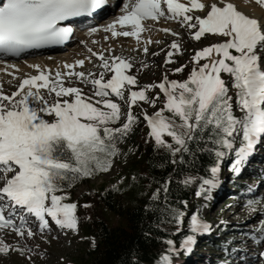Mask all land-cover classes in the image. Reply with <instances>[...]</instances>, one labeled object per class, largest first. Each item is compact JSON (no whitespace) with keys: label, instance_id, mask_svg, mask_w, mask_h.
Returning a JSON list of instances; mask_svg holds the SVG:
<instances>
[{"label":"snow or ice","instance_id":"1","mask_svg":"<svg viewBox=\"0 0 264 264\" xmlns=\"http://www.w3.org/2000/svg\"><path fill=\"white\" fill-rule=\"evenodd\" d=\"M258 2L264 5V0ZM107 3L0 0V54L20 56L27 50L63 44L74 31L73 18L90 16ZM164 17L178 21L196 41L216 38V42L194 51L190 65L170 69L183 73L190 66L182 79H170L166 69L160 81L133 88L139 81L127 71L133 68L131 57L111 54V48H89L88 57L64 62L63 71L31 64L36 74L24 75L10 94L0 86V230L15 234L13 243L0 234V253L15 251L23 255L30 251L26 241L36 236L30 218L38 224L40 233L50 231L52 223L60 229L77 230L78 205L65 202L69 193L64 189L77 180L110 171L114 158L124 154L122 145L140 122L132 105H155L161 93L163 107L151 114L140 113L154 149H162L172 165H184L186 158L195 160L199 156H207L211 163L202 175L174 168L148 197L144 210L153 214L152 226L159 228L155 221L162 224L167 220L177 225L174 233L186 232L178 246L171 238H161L167 247L158 256L159 264H173V254L190 252L199 235L212 231V223L203 217L200 207L190 209L186 198L171 199L172 184L182 190L197 185L194 195L206 206L208 193L219 183L222 161L231 157L229 170L240 173L264 139V23L238 10L231 0H122L116 18L90 27L88 33L102 28L110 33L105 40L135 37L137 48L147 55L148 44L159 41L148 38L141 46L142 33L151 31L153 25L148 21ZM161 30L177 37L166 45L165 63H171L174 53L185 50L181 33ZM93 58L98 61L93 65L98 68L96 72L83 67ZM11 67L18 70L17 65ZM11 75L15 77L16 73ZM156 88L160 91L155 97L148 94ZM232 89L235 91L230 94ZM122 103L127 106L126 112ZM165 133L170 140L164 138ZM136 178L135 174L122 176L120 182ZM111 187L116 189L117 184ZM255 203L247 201L249 211H256ZM257 235L250 230L248 238ZM226 250L229 257L243 264L246 249L227 245ZM258 256L264 258V251ZM129 259L131 264H139L138 256Z\"/></svg>","mask_w":264,"mask_h":264},{"label":"rangeland","instance_id":"2","mask_svg":"<svg viewBox=\"0 0 264 264\" xmlns=\"http://www.w3.org/2000/svg\"><path fill=\"white\" fill-rule=\"evenodd\" d=\"M117 2V5L109 7L98 19H103L105 17L108 18L110 15L112 19H114V17L116 18L122 0H117ZM233 3L237 6L238 10L244 11L246 14L254 18H258L264 23V12L257 3L248 0H235ZM150 24L153 25L150 38L152 37L151 39L153 41H159V43L148 44L149 53L147 55L144 54L140 48H137V45L133 46L129 44L128 40L125 41L124 36L110 38L108 40H99L97 38L106 34L110 37V33H106L103 29L102 34L93 36L94 40L103 50L111 48V54L123 53L125 56L132 58L131 62L133 63V68L127 71L129 74L136 75L139 81V85H134L133 88L142 87L145 84L160 81L165 75L166 69H168L166 74L170 79L184 78L187 72L191 70L190 66L186 67L183 73H172L170 69L172 67H178L180 64L190 65L191 57L196 49L201 48L208 43L216 42L214 36H209L208 39L202 38L201 41L194 40L187 34L186 29L178 21L170 20L167 17L161 18V20ZM163 28H169L172 31L181 33V42L185 49L182 53H174V59L171 63H165V57L168 51L166 45H169L171 40L176 39L177 37L173 36L171 32L164 33L161 30ZM77 41L78 40L74 39L66 46V48H61L55 52H69L73 47L77 46ZM144 41L140 43L141 46L144 45ZM82 44L85 46L84 43ZM86 47L91 48L89 46ZM257 51L258 53L260 52L259 49ZM84 52L87 53L85 54V57L90 55L87 50ZM153 52L157 53V55H152ZM108 55L109 54L107 53V56ZM31 56L32 55H25L24 57H18L17 59L25 60L33 57ZM93 59L95 62L90 63V68L92 71L96 72L98 71V68H94L93 65H96L98 61L97 58ZM142 64L144 65L143 67L141 66ZM49 68L53 71L57 69L54 66ZM60 70H64L62 66ZM23 74L26 75L27 73ZM18 83L19 81L15 82L9 88L2 89L10 94L15 90V87L18 86ZM85 90L88 91V88ZM158 91H160L159 88L149 90L148 94L155 97V94ZM234 91L235 90L232 89L230 94ZM158 108H161L158 103L151 105L145 102H140L139 106L132 105L133 113H138L139 115L142 111H147L151 114ZM122 111H127V106L123 103ZM142 117L143 116L140 115L139 123L144 122ZM144 123L145 126H147L146 122ZM259 144L256 149L262 154L257 156V160L251 161L253 163H258V166L256 167L257 169H255L254 172H246V168L243 167L242 175L244 176L245 173L248 174L246 178L242 179L239 176L241 172L235 173L229 170V161L225 166H220L219 183L210 193H208L206 206H203V202L194 196V205L200 207L203 217L212 223V231L207 233V238L201 239L200 242L197 238L194 245L196 248L194 250L192 249L190 252L180 251L178 254H173V264H199L198 262L195 263L196 261H193L192 258L198 260L200 256L209 259V261L210 259H213L211 264H215V261L216 264H228L229 259H231V264H238L236 257L228 256L226 250L227 245H231L232 249H247L249 256H255L258 260V264H264V258L258 256L260 251H264V247H262L261 242H259L260 240H264V231L261 230V225L264 224V139H262ZM122 149L124 154L114 158V166L110 171L95 174L91 178L89 184L77 180L71 190H64L69 193L65 202H75L78 205L76 209V215L78 218L77 230L60 229L52 223L50 231L45 230L44 233H40L38 230V224L34 221L32 226L36 236L26 241V246L30 251L25 252L23 255L15 251H10L7 254L0 253V264H87L89 257L88 251L95 247L96 239L94 236L86 234L81 228V225L84 224L87 218H92V216H94L96 203L95 201H83L82 198L90 191L105 192L112 189L111 185L113 184L120 186L122 183L120 182V177H131L134 174L130 170V167L131 161L135 155V150L126 148V146L123 145ZM129 149H131V151H129ZM253 167L252 163L247 164V170ZM243 180L250 183L248 188H246L245 185H241L245 183ZM249 200L256 201L253 205L256 209L255 212L249 211V206L247 204V201ZM86 203L88 205L87 207L84 206ZM107 214L111 217L113 222H117L116 217L111 214V212H107ZM217 227L219 229H217ZM250 230L252 233H257L258 235L249 239ZM216 231L218 232L216 233ZM0 234H2L6 242H14L15 234L13 232L0 230ZM202 235L206 234H201L200 236ZM42 236L44 238H41ZM214 238H217L216 244H214ZM29 257H31V259H29ZM203 260L204 259H202V261ZM156 264H159V259ZM200 264L203 263L200 262ZM204 264H209L208 260H206V262L204 261ZM243 264H257V262L248 261Z\"/></svg>","mask_w":264,"mask_h":264},{"label":"trees","instance_id":"3","mask_svg":"<svg viewBox=\"0 0 264 264\" xmlns=\"http://www.w3.org/2000/svg\"><path fill=\"white\" fill-rule=\"evenodd\" d=\"M163 94L157 103L163 107ZM140 116L138 113H136ZM166 115L170 113L165 112ZM239 114V113H237ZM143 118V117H142ZM141 118V119H142ZM148 127L145 123L134 126L127 141L123 144L126 148L135 150V155L131 161L130 170L136 175L135 181L125 179L116 189H109L105 192L90 191L82 198L86 202L96 203L94 216L87 218L81 228L96 239L94 248L88 251L87 264H131L130 256L139 257V264H156L158 256L167 245L161 238H171L177 242V246L186 232L174 233L177 225L167 222L159 224V228L153 225V214L145 213L144 205L148 201L151 192L159 186V182L172 174L174 168L191 175H202L206 173L211 161L207 156H199L198 159L191 160L186 158L184 165H172L168 162V157L164 151L156 150L153 147V140L148 137ZM164 138L170 140L167 134ZM147 141V143H146ZM231 157H226L220 166H225ZM99 173V172H98ZM97 174V173H96ZM92 177L80 179L89 184ZM193 185L188 190L177 188L176 183L172 184L171 199L178 200L186 198L189 208L194 205ZM65 188L64 190H71ZM182 207L180 205H177ZM111 212L117 222H113L107 214ZM183 227L187 228V220ZM217 229H219L217 227ZM148 232L150 235L146 236ZM202 236H198L200 240Z\"/></svg>","mask_w":264,"mask_h":264},{"label":"bare ground","instance_id":"4","mask_svg":"<svg viewBox=\"0 0 264 264\" xmlns=\"http://www.w3.org/2000/svg\"><path fill=\"white\" fill-rule=\"evenodd\" d=\"M114 1L115 0H113V3L110 4L111 0H108V4H110V5L105 10H103L101 12V14L103 12H105L112 5L113 6L117 5L118 2L117 1L114 2ZM234 1L235 0H231V2H234ZM248 1H253V2L257 3L260 6V8L262 9V11L264 12V5L260 4L258 2V0H248ZM181 2H184V0H181ZM121 7H122V3H121L120 10L118 11L117 16L121 13ZM109 17H111V15ZM109 17L108 18L105 17L103 19H98L99 17H94V18L90 19L87 23H85L83 25L82 29L79 28L77 34L72 35L71 39L66 44L62 45V48H66V46L69 45L71 41H73L74 39L78 40L79 42L77 41V46L73 47L71 49V51H69V52H65V51L55 52L56 50H54V51H51L53 53H51V52L36 53V54H34L33 52L32 53H26V54H31L33 57L31 56L32 58H27L25 60H18L17 58H9L7 56L0 55V86H2V88H9L15 82L19 81L22 78V76H24L23 73L33 74L34 72H36L35 69L30 67V65L33 63H39L41 66L47 65L48 67L54 66L56 68H58V67L61 68V66L63 67L64 62L71 63L75 59L85 58V54H87V53L84 51L85 50L88 51V49H89L86 46H89L92 49H96V51H104L102 49V47H100L99 44L93 38V36L102 34V32H103L102 28L99 29L96 33H94L92 35H89L88 29L90 27H98L100 25L107 24L112 19V17L111 18H109ZM154 22H156V21H148L147 23H154ZM151 32H152V30L150 32L142 33L143 38L141 39V41L139 43L150 38ZM103 36H105V35H103ZM103 36L100 38H97V39L104 40ZM124 38H125L124 39L125 41L128 40L129 44H131L133 46L137 45V41H136L135 37H124ZM93 41H95V43H93ZM82 43H84L85 46ZM24 55H21V56H24ZM105 55L107 57V53H105ZM93 60H92V62H95V60L94 61ZM12 65H17L18 70L12 68L11 67ZM83 67L92 71V69L90 68V63H88L87 60H86V63ZM77 70H81L79 66L77 67ZM13 72L16 73L15 77L13 75H11V73H13ZM34 74H36V73H34ZM74 83H76V82L74 81ZM76 85L79 86L78 83H76ZM30 222L33 223L34 219L30 218ZM261 246L264 247V243H261ZM239 255H240V253L237 254V256H239ZM242 260H243V263H247L248 261H254V262H257V264H258V260L256 259V257L255 256H249V252L247 249H246L245 254L242 257Z\"/></svg>","mask_w":264,"mask_h":264}]
</instances>
